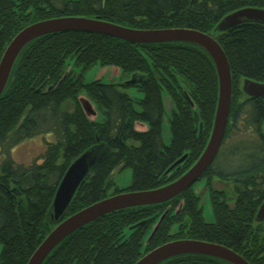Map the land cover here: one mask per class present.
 <instances>
[{
    "label": "trees",
    "instance_id": "1",
    "mask_svg": "<svg viewBox=\"0 0 264 264\" xmlns=\"http://www.w3.org/2000/svg\"><path fill=\"white\" fill-rule=\"evenodd\" d=\"M244 7L264 8V0H0V58L12 37L28 24L84 16L138 29L186 27L208 33L222 47L231 72L223 143L203 174L214 221L204 220L199 197L188 188L167 202L125 208L94 220L60 242L42 264H133L158 245L182 238L219 243L250 264H264V220L256 219L264 199V97L249 98L241 89L244 79L264 82V25L245 22L217 29L225 15ZM70 59L82 71L95 64L114 65L124 74L135 73L139 82H84L82 74L66 73ZM129 87L143 96L132 98ZM164 88L173 100L168 144L161 132ZM79 92L96 104L100 121L86 117ZM217 93L213 61L191 43L135 44L81 31L47 34L28 43L0 95V264H27L56 225L46 217L63 174L88 150L97 152L98 161L78 186L64 218L110 195L156 188L185 172L208 140ZM138 121L148 129L136 130ZM48 134L53 140L45 142L38 159L29 165L13 160L11 149L17 144ZM184 153L187 158L179 169L166 174ZM218 161L225 170L216 168ZM125 167L132 169L130 185L114 188L112 172ZM214 178L232 183L233 198L211 187ZM167 207L144 246L152 224ZM159 264L229 263L189 254Z\"/></svg>",
    "mask_w": 264,
    "mask_h": 264
},
{
    "label": "water",
    "instance_id": "2",
    "mask_svg": "<svg viewBox=\"0 0 264 264\" xmlns=\"http://www.w3.org/2000/svg\"><path fill=\"white\" fill-rule=\"evenodd\" d=\"M245 22H255L264 25V8L244 7L235 10L225 15L219 21L217 29L219 31H225ZM67 31L103 34L135 44L186 42L197 45L210 56L215 66L218 80L217 103L211 131L205 147L196 161L185 172L174 180L156 188L122 191L110 195L64 218L66 209L78 186L86 177L92 164L98 161L99 155L97 152L88 150L76 157L63 174L47 213L46 218L50 222L56 223V225L42 239L29 257L27 264H42L49 253L70 234L108 213L130 207L148 206L167 202L188 188H191L203 176L205 171L212 165L217 157L223 143L230 111L232 92L230 66L222 47L212 35L194 28L186 27L152 29L131 28L84 16H62L44 19L28 24L19 30L9 41L0 58V95L5 89L17 56L28 43L43 35ZM136 76L135 73L131 74V79L123 83L133 84L139 82V80H136ZM241 89L249 98L264 97V83L244 79ZM163 92L164 90L161 92V98ZM77 99L86 117L90 121L101 120L96 119L98 116V108L96 104L88 98L85 92L80 93ZM190 104L192 106L194 105L191 100ZM186 158L187 153H184L169 166L165 173L169 174L173 169L178 170L179 165H181ZM194 192L198 195L196 190H194ZM181 206L182 201L175 213L179 211ZM166 212L167 210L152 224L145 239L144 246L154 235ZM256 219L259 221L264 220V199L257 209ZM134 227L135 225L130 226L128 231ZM189 254L215 257L229 264H250L241 254L225 245L192 238L167 241L145 252L133 264H159L169 258Z\"/></svg>",
    "mask_w": 264,
    "mask_h": 264
},
{
    "label": "rangeland",
    "instance_id": "3",
    "mask_svg": "<svg viewBox=\"0 0 264 264\" xmlns=\"http://www.w3.org/2000/svg\"><path fill=\"white\" fill-rule=\"evenodd\" d=\"M70 70L72 73H75V74L81 73L83 76L82 78L84 82L100 80L103 83H122V82H127L131 79V75L124 74L119 67L114 66V65L101 66L99 64H95L94 66H91L87 68L86 70L82 71L81 67L76 65L74 61L70 59L68 60L66 71H70ZM163 90L164 92L162 93V100H163V106H164V115L162 119L161 132H162V139L164 143L168 144L170 142V136H171L170 129H169V117L172 116L173 100L169 92L165 88ZM127 92L131 96H134V97L143 96L141 92H138L134 88H128ZM79 93H83V92H79ZM97 111H98V116L96 117V119H101V113L99 110ZM139 128L141 129L140 126L137 127V129ZM51 140H53V137L51 134L50 135L49 134L39 135L32 139H26L11 149V156L13 160H15L17 163L29 165L33 160L38 159V157H40L41 154L44 152L46 148L45 142L51 141ZM230 162L232 164V161ZM217 164H219V161L216 163V168L218 170L220 169L225 170L222 165L218 166ZM202 178L199 179L193 185V188L198 193L199 206L202 209V215H203L204 220L206 222H213L214 214H213L212 205L210 201L209 191L206 189L205 181H203L204 179ZM111 179L114 183V188L119 187V188L124 189L125 187L129 186L131 183L132 169L129 167L116 168L111 174ZM210 183H211V187H213L214 189L219 190V191H224L227 194L229 199L233 198L234 192H233V185L231 182L220 181L214 178L212 181H210ZM111 191H113V189H111L110 192ZM229 204L230 206H232L233 202L229 200ZM166 210H169V207H167ZM174 226L175 225H173L172 228H174V231H175ZM172 228H171V231L173 230ZM0 250H1V244H0Z\"/></svg>",
    "mask_w": 264,
    "mask_h": 264
},
{
    "label": "flooded vegetation",
    "instance_id": "4",
    "mask_svg": "<svg viewBox=\"0 0 264 264\" xmlns=\"http://www.w3.org/2000/svg\"><path fill=\"white\" fill-rule=\"evenodd\" d=\"M74 61V60H73ZM81 69H82V67H81ZM67 72H69V73H72L71 72V70L70 71H67ZM73 75H81V73H72ZM81 77H83L82 75H81ZM83 79V78H82ZM84 81V80H83ZM123 83V82H122ZM261 83H264V82H261ZM129 88H134V89H136L137 90V88H135V87H129ZM127 91V90H126ZM138 91V90H137ZM139 92V91H138ZM128 93V92H127ZM129 94V93H128ZM130 95V94H129ZM143 95V94H142ZM131 96V95H130ZM132 98H135L134 96H131ZM136 98H140V97H136ZM251 98V97H250ZM69 110H71V107H70V109ZM138 126H140L141 127V129L139 128V129H137V127ZM134 128L136 129V130H138V131H146L147 129H148V125L146 124V123H144V122H135V124H134ZM170 174V173H169ZM182 174V173H181ZM180 174V175H181ZM171 176H172V174H171ZM170 176V177H171ZM203 177V176H202ZM201 177V178H202ZM200 178V179H201ZM175 179V178H174ZM202 179H204L203 181H205V185H206V189L208 190V187H207V177H203ZM218 180H220V181H225V182H229V181H227V180H221V179H219V178H217ZM126 188V187H125ZM192 189H193V191H194V188H193V186L191 187ZM198 196V195H197ZM199 197V196H198Z\"/></svg>",
    "mask_w": 264,
    "mask_h": 264
}]
</instances>
